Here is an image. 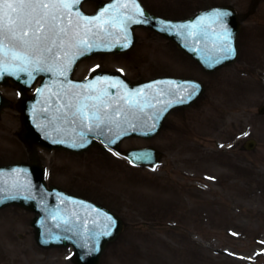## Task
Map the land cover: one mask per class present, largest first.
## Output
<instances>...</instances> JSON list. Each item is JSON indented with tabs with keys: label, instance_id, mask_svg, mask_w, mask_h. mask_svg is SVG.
<instances>
[{
	"label": "rangeland",
	"instance_id": "374dc122",
	"mask_svg": "<svg viewBox=\"0 0 264 264\" xmlns=\"http://www.w3.org/2000/svg\"><path fill=\"white\" fill-rule=\"evenodd\" d=\"M99 1L86 0L84 10L93 11ZM142 2L172 18L212 5L233 6L240 16L237 58L207 72L172 41L138 27L131 49L81 60L76 78L99 68L120 71L131 81L172 75L205 85L193 103L165 118L158 134L127 137L118 152L99 145L83 152L35 146L30 152L19 138L17 85L8 82L0 87L10 101L0 113V164L39 158L48 183L118 214L125 227L105 247L101 264H264V114L258 113L264 104V0L255 6L254 0ZM246 138L256 140L253 150L243 148ZM139 146L159 150L155 168L133 166L120 154ZM32 216L20 206L0 209L2 224L21 223L12 230L7 252L0 248V264H74L70 247L35 242Z\"/></svg>",
	"mask_w": 264,
	"mask_h": 264
},
{
	"label": "water",
	"instance_id": "95a60500",
	"mask_svg": "<svg viewBox=\"0 0 264 264\" xmlns=\"http://www.w3.org/2000/svg\"><path fill=\"white\" fill-rule=\"evenodd\" d=\"M83 1L80 0L71 10L74 20L77 11L91 18L104 13L107 8L104 20L109 23L103 28L87 26L91 27V32H87L83 21H80V34L56 53L59 59L48 61L54 68H63L64 76L56 71H36L32 65H27L30 77L29 73L19 71V67L25 65L12 61L10 54L5 59L3 51H0V70L5 66L12 70L0 75V84L12 80L19 85L21 97L17 108L21 112L23 127L20 138L30 150L41 146L78 152L97 142L96 138L104 143L103 146L118 148L126 136H153L172 108L193 102L203 92L199 81L186 78L162 76L130 82L119 73L100 70L85 79H73L74 66L81 58L94 53L130 49L136 40L134 28L138 25L152 28L174 41L207 71L229 64L237 56L236 36L240 23L235 9L230 6H212L184 19H168L150 13L139 0L105 1L92 14L82 10ZM254 1L255 4L257 0ZM217 11L227 15L214 20ZM225 30L229 34L226 41L222 39ZM81 39L87 40L91 47L73 46ZM226 44L231 46L230 54L221 51ZM40 76L42 80L36 92L28 95L27 90ZM90 84L94 88L83 87ZM141 89L143 92L139 96H126ZM129 99L137 103L129 104ZM69 103L73 105L70 110L66 107ZM8 104L0 93V110ZM81 104L86 106L87 118L78 113L73 115ZM258 110L263 113L264 105ZM96 117L104 121L99 128L96 127L99 122ZM254 145L253 139L245 143L247 149ZM124 155L134 164L152 166L158 160L153 147L131 148ZM44 175L45 168L37 162L0 165V208L18 204L31 210L35 213L31 225L35 228V239L39 245H72V260L76 264H99L104 246L114 240L123 227L121 219L89 200L53 185L48 187ZM105 232L109 234L104 235Z\"/></svg>",
	"mask_w": 264,
	"mask_h": 264
},
{
	"label": "snow or ice",
	"instance_id": "6c2138e0",
	"mask_svg": "<svg viewBox=\"0 0 264 264\" xmlns=\"http://www.w3.org/2000/svg\"><path fill=\"white\" fill-rule=\"evenodd\" d=\"M80 3V0H0V51H3L5 59L9 57L12 61H19L25 67H19V71L29 73L27 65H32L36 71H47L56 73L60 76L65 75L63 68H54L48 64L49 60L59 59L57 52L62 50L71 39L78 36L82 27L80 21H83L85 30L91 32V27L103 28L109 21L104 20V13L108 12L106 8L104 13L91 18L84 16L79 11L76 12V19H73L72 9ZM126 7V5H125ZM227 13L217 11L213 19L219 20ZM203 23V18L201 20ZM70 33L72 34L70 36ZM228 33L225 30L223 40H228ZM85 46L90 48L87 40H79L76 47ZM126 46V45H125ZM221 51L231 53L230 44H226ZM80 54H83L82 52ZM47 65V66H42ZM12 70L5 66L0 70V75L9 73ZM31 77V73H29ZM19 78V77H18ZM115 87V84H113ZM86 88H94V85H84ZM140 92L126 94V96H139ZM87 99L99 100V97H87ZM129 104L137 101L129 99ZM101 103H103L101 101ZM66 107L70 110L73 105L69 103ZM95 107V105H94ZM86 106L81 104L76 108L77 113L87 118ZM95 115V113L93 114ZM119 115V112H117ZM99 120V117H96ZM104 121L99 120L96 127ZM114 142V141H113ZM111 220V217H108ZM107 227V225H106ZM108 235V232L103 233Z\"/></svg>",
	"mask_w": 264,
	"mask_h": 264
},
{
	"label": "bare ground",
	"instance_id": "6f19581e",
	"mask_svg": "<svg viewBox=\"0 0 264 264\" xmlns=\"http://www.w3.org/2000/svg\"><path fill=\"white\" fill-rule=\"evenodd\" d=\"M178 130H180V128L178 129ZM177 130V131H178ZM177 133V132H176ZM234 214H232V216H233ZM231 216V217H232ZM194 217H195V215H194ZM222 220H225V218L224 219H222ZM11 222L9 223H6V226H5V224H2V221H0V248L4 251V253H6L7 252V242L8 241H10L11 239H14V237H12L11 235H12V230L17 226V225H21L20 223H19V221H16L15 219H11L10 220ZM8 225H9V229H10V227H11V229L9 230L10 231V233H8ZM7 233V234H6ZM26 251H27V249H26ZM26 253V252H25ZM11 256H12V254H11ZM23 256V253L22 254H20V258ZM13 257V256H12ZM19 256H14V259L16 260L17 258H18ZM14 259H12V260H14Z\"/></svg>",
	"mask_w": 264,
	"mask_h": 264
}]
</instances>
